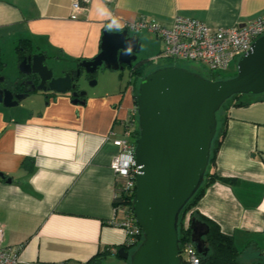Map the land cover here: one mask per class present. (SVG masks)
<instances>
[{
    "label": "crops",
    "instance_id": "0c3cea01",
    "mask_svg": "<svg viewBox=\"0 0 264 264\" xmlns=\"http://www.w3.org/2000/svg\"><path fill=\"white\" fill-rule=\"evenodd\" d=\"M72 2L0 0V75L19 62V45L70 65L94 57L108 13L123 25L140 17L168 25L179 14L214 27H241L264 12V0H91L72 19ZM129 33L141 48L150 41L154 56L162 49L148 31ZM124 69L122 93L121 70L108 69V89L83 82L82 104L68 94L39 91L12 107L0 104V226L5 244L18 247L21 264L118 258L125 233L113 205L109 163L116 148L108 138L121 136L135 105L136 84ZM213 170L231 182L207 186L190 211L231 236L239 264H264V98L228 107Z\"/></svg>",
    "mask_w": 264,
    "mask_h": 264
},
{
    "label": "water",
    "instance_id": "95a60500",
    "mask_svg": "<svg viewBox=\"0 0 264 264\" xmlns=\"http://www.w3.org/2000/svg\"><path fill=\"white\" fill-rule=\"evenodd\" d=\"M134 44L133 55L122 53L126 41ZM140 42L128 30H103L99 52L90 59L66 61L44 53L24 51L19 60L20 77L33 76L30 90L14 94L0 86V104L12 107L34 91L68 94L73 103H83L84 81L95 85L99 68L123 70L137 62ZM3 78L0 77V83ZM264 93V35L255 39L236 62L233 76L211 79L176 65L157 67L137 83L133 99L138 116L134 149L137 166L131 212L142 232L132 250L119 247L116 256L128 264H182L179 255V216L204 180L212 140L217 131V112L234 95ZM8 182L10 179L8 178ZM190 239L200 254H206L209 226L189 219ZM264 257V250L261 251Z\"/></svg>",
    "mask_w": 264,
    "mask_h": 264
},
{
    "label": "built area",
    "instance_id": "2783aa9c",
    "mask_svg": "<svg viewBox=\"0 0 264 264\" xmlns=\"http://www.w3.org/2000/svg\"><path fill=\"white\" fill-rule=\"evenodd\" d=\"M90 1L73 0L70 17L78 18V13L85 9ZM103 1L109 3L113 0ZM124 29L133 33L145 30L162 41V49L152 61L198 62L206 67L209 74L220 75L231 63L236 64L238 58L250 49L255 39L264 35V12L241 27H214L198 19L177 14L168 25L140 17L135 21L124 23ZM137 136L138 116L134 105L124 120L121 136L108 138L116 148V153L109 163L115 181L119 182V187L114 190V198L118 197L119 193L129 196L134 194L137 173L134 149ZM115 213L119 216V226L125 233V245L129 249L136 247L142 240V232L132 215L131 206L119 205L115 207ZM183 226L188 227L189 222H185ZM179 249L184 264H201L199 253L191 239L183 241ZM0 264H21L18 247L5 244L2 226H0Z\"/></svg>",
    "mask_w": 264,
    "mask_h": 264
},
{
    "label": "trees",
    "instance_id": "16d2710c",
    "mask_svg": "<svg viewBox=\"0 0 264 264\" xmlns=\"http://www.w3.org/2000/svg\"><path fill=\"white\" fill-rule=\"evenodd\" d=\"M19 51V58L21 59L23 55V50L21 49L20 45L17 47ZM19 59V60H20ZM152 60L148 59H141L137 61L130 69L131 76L134 79L135 85V90L137 87V83L140 80V78L146 74L147 68L150 66V63H152ZM174 61H168L166 65H173ZM157 67H154L151 70L155 69ZM209 74V73H208ZM235 74V73H234ZM233 74V75H234ZM231 75V76H233ZM94 74L89 75V78H93ZM209 78L211 79H220V78H226V77H220V75H208ZM230 77V76H228ZM264 98V93L260 95H245V94H239V95H234L233 97L229 98L226 100L221 108L217 112V131L216 134L212 140L211 144V150H210V157H209V163L205 172L204 180L201 186L198 188V190L194 193V195L188 200L184 208L182 209L180 216H179V223H178V238H179V247H181L183 241H190V229L188 227H184L181 225L182 221V215L183 213L188 209H192L197 200L203 195L205 189L207 186L212 184L213 182H221L228 184L231 182V179L225 178V177H220L216 175L214 172V161H215V156L218 150V147L221 143V140L223 138V135L225 133V113L226 110L228 109L229 106L232 104H237V105H244L248 104V102L255 100V99H263ZM223 111V118L219 121V115L220 112ZM119 187V182L115 181V190ZM133 195H127L125 193H119V196L113 199V205L114 208L119 206V205H129L131 206V201H132ZM117 215V214H116ZM195 217L201 221H204L207 223L209 226V231L208 234L205 237L206 241V246L208 248L206 254H200L199 253V258L201 261V264H239L238 261V256L239 252L235 248L232 238L229 235H226L222 233L214 222L210 221L208 218L205 216L201 215L197 211H191V217ZM126 249H129L127 246ZM133 248H130L129 250H132ZM100 256V254L98 255ZM97 256V257H98ZM94 257L90 260H88L84 264H102L103 258H97ZM182 264H184L182 262Z\"/></svg>",
    "mask_w": 264,
    "mask_h": 264
},
{
    "label": "rangeland",
    "instance_id": "374dc122",
    "mask_svg": "<svg viewBox=\"0 0 264 264\" xmlns=\"http://www.w3.org/2000/svg\"><path fill=\"white\" fill-rule=\"evenodd\" d=\"M152 47H153L152 43L150 41H147V45L145 43L142 48L140 47V50L137 53V58L138 59H142V58L152 59V58H154L155 56L153 54ZM167 63L168 62L163 61V60H160V61L153 60V62L150 63V66L147 68L148 70L146 72H149L150 69H152L154 67L166 66ZM173 65L186 68L190 71L196 72V73L201 74L202 76H205V77H208V75H209L206 67H204L202 64H200L198 62L186 61V60L185 61H176L173 63ZM118 72L122 73L121 77L116 76V79L118 80V82L120 81V83L123 87L122 90L119 91L122 93L124 90V85H125L126 80L128 78V70L124 69V70H121ZM235 72H236V64L231 63L226 70H223L220 73V77H228V76L233 75ZM20 76L21 75H20V72L18 70V64L16 62L12 63V64L9 63L4 68L3 74L0 75V77L3 78L2 83L5 86L12 85L13 81L18 79ZM111 77H112V72H110V70L100 68L97 70L94 77L92 78V79H95V81H96L95 85H89L88 81H84V83H86V85H87V87H89V89H94L97 91H101V89L106 90L109 87V82L111 80ZM219 116H220L219 117L220 118L219 121H220L221 118H223V111L220 112ZM190 217H191V211H190V209L189 210L187 209L182 215V221L180 224L184 225L185 222H187V221L189 222ZM102 264H128V260H120L118 258H114L112 260H107L106 262L103 261Z\"/></svg>",
    "mask_w": 264,
    "mask_h": 264
},
{
    "label": "clouds",
    "instance_id": "9594fccd",
    "mask_svg": "<svg viewBox=\"0 0 264 264\" xmlns=\"http://www.w3.org/2000/svg\"><path fill=\"white\" fill-rule=\"evenodd\" d=\"M107 19L109 22L106 24L105 27L108 32H116V33L122 32L124 25L123 23L120 22V20L117 17L113 16L111 13H108ZM133 48H134L133 42L130 40L126 41V47L122 49V53L124 55L131 56L133 55ZM129 187H131V185H129Z\"/></svg>",
    "mask_w": 264,
    "mask_h": 264
},
{
    "label": "flooded vegetation",
    "instance_id": "af4514ba",
    "mask_svg": "<svg viewBox=\"0 0 264 264\" xmlns=\"http://www.w3.org/2000/svg\"><path fill=\"white\" fill-rule=\"evenodd\" d=\"M32 84H36L33 76H28V77H25V76H22L17 83L15 84H12V85H9V86H5L3 85V83H0V86L1 87H5V88H8L9 90L12 91V93L14 94H17V93H22L24 91H29L30 88L32 87ZM45 94H53L51 92H45ZM71 100L73 99L72 97H70ZM80 99H83V97H79V100Z\"/></svg>",
    "mask_w": 264,
    "mask_h": 264
}]
</instances>
